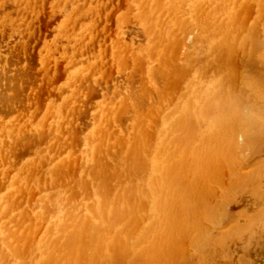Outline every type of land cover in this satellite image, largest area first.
Wrapping results in <instances>:
<instances>
[{"label":"bare ground","instance_id":"obj_1","mask_svg":"<svg viewBox=\"0 0 264 264\" xmlns=\"http://www.w3.org/2000/svg\"><path fill=\"white\" fill-rule=\"evenodd\" d=\"M57 1L71 10L78 0H56L58 6ZM40 2L34 1L33 11L35 6L44 11L45 6L38 7L47 0ZM32 3L28 6L33 8ZM62 3L57 7L61 14ZM131 3L133 16L124 12L123 18L141 25L143 39L123 43L118 38L112 50L109 45L114 59L106 69L103 60L111 52L92 55L90 47L99 34L88 37L92 23L82 22L89 13L85 16L80 7L61 24L60 39H51L63 52L61 57L59 50H52L54 56L65 65L62 70L58 62L60 69L51 72L52 66L43 72L40 80L46 86L37 78L36 65L24 62L32 51L27 55L21 47V53L18 37L14 47L0 41V47L4 42L10 48L11 57L12 47L26 54L21 59L15 49L19 61L12 59L19 65L23 60L25 66L12 62L6 66L12 72L4 69L9 60L0 61L5 63L0 65V264H214L212 255L214 263L204 257L206 251L226 245L228 234H217L227 218L223 213L229 214L226 206L237 202L236 190L253 175L237 174L246 165L239 164L244 158H237V152L264 150V0ZM7 4L6 9L14 7ZM65 8L63 13H70ZM22 9V14H33L31 7L29 12ZM1 18L6 26L1 27L8 29L10 18ZM19 26L13 28L18 36ZM130 30L124 32L141 33ZM178 38L185 42L184 52ZM49 44L46 48L52 49ZM46 51L39 57L33 51L31 58L53 59L51 50ZM26 65L34 66L33 71ZM31 71L37 76L29 75ZM226 170L234 176L229 175L231 182L228 177L226 182ZM257 216L251 220L261 218ZM254 221L234 226L235 234L252 228L246 226ZM188 242L194 249L190 255L185 253ZM212 252L217 258L219 253Z\"/></svg>","mask_w":264,"mask_h":264},{"label":"rangeland","instance_id":"obj_2","mask_svg":"<svg viewBox=\"0 0 264 264\" xmlns=\"http://www.w3.org/2000/svg\"><path fill=\"white\" fill-rule=\"evenodd\" d=\"M17 0H13V2H14V4L12 3V0L11 1H9V0H7V1H3L2 0V4L0 3V12L2 13V11H4V13H6V11L8 12V13H6V14H1V16H3L2 18L5 20V18H10L11 16H12V14L13 13H15L14 15H17L18 14V12H20V14L19 15H17V17H19L18 18V20H13V18L14 19H17V17L15 16L14 17V15L9 19L10 21H8L6 24H9L8 25V29H6V28H4V27H6L5 25H3V24H1V23H3L2 21H0V27H1V25L2 26H4L2 29L4 30H0V41L2 40V41H4V40H6V41H4V42H7V43H9L10 42V44H11V42H12V46L14 45L13 43H17V41H15V38H17L16 40H20V42L22 43V45L24 44V46H22L21 45V43L20 42H18V44H17V46H19L20 48L22 47L24 50L23 51H26L25 49H27V51H26V53H27V55H28V53L29 52H31L30 54L33 56V55H35V51H36V57H39L40 55H43V56H45V54H47V53H45L44 51H46V52H48V50L50 49L51 50V54H52V56H54V53L52 52V50L53 51H58L59 50V48L57 47V49H56V47H53V43L51 44V42L53 41V40H51L52 38L53 39H55V40H57L61 35H62V33H63V27H62V25L64 26V24L67 22V20L70 18L69 16H70V14L72 15L74 12H76V11H74V9H76V8H81V10H80V12L83 14L84 13V15L85 16H88V13H89V16L85 19V18H81L82 19V22L86 25V23L90 26V24H89V22L90 23H92L91 24V26H92V28H91V31L92 32H90L89 30H87L86 31V33L88 34V37L92 34V33H94V34H96V35H98V36H95L94 38L96 39H94L96 42V45H95V43L94 44H91V52H92V55L94 56V53H98V54H100V53H106L105 55H107V53H110L111 52V50L112 49H114L115 47H116V45H117V42L119 41V39L120 40H122V42L124 43V42H127V43H129V42H135V43H141L140 42V39L142 40L143 38H142V30H140L141 28V25L140 24H137V22H136V20L134 19V18H132L131 20L132 21H130V22H127V23H125V18H123V16L125 15V13H126V15L125 16H127V15H129V14H131V16H133V13H134V10L132 11V0H78V1H76V3H73V4H71L70 5V9L72 10V12L73 13H71V10H66V9H68L67 8V6L65 5V4H63L61 1H57L58 2V6H57V3H56V0L54 1V0H47V3L45 2V0H44V2H45V5L43 4V6H41L42 5V2H40V0H34V1H36V2H40L41 3V5H40V3L38 4V5H40V8L38 7V9H42L43 10V7H44V11H40V10H37V6H35V10L33 11L32 9H34V1L32 0V2H30L29 0H23V1H26L25 3H23L22 2V0H21V2L23 3H21V5H20V0H18V2L19 3H17L16 2ZM27 1H29V3H32L33 4V8H32V5L30 6L31 7V12L33 13V14H35V15H33V14H31V13H29V15H28V13H26L27 15H25V14H22V12H23V7H24V11H27V12H29L28 11V8H30L28 5H29V3L27 2ZM43 1V0H42ZM98 1H99V3H98ZM104 1V2H103ZM0 2H1V0H0ZM5 2H7V3H11L15 8H19L18 6H20L21 7V9L19 8L18 10H16L13 6H11L10 4H9V6L10 7H13V8H7L6 9V7H8L7 5V3H5ZM80 2V3H79ZM87 2V3H86ZM93 2V4L94 5H96V6H94L93 4V6L90 4V3H92ZM102 2V3H101ZM106 2V3H105ZM16 3L17 4H19V5H16ZM55 4V6H56V10L60 7V4L62 3V5H61V7H62V9H63V11H64V8H65V10H66V12L67 11H70V13H63V11L62 10H60V11H62V14L57 10V12L58 13H56V10H55V8H53L54 7V4ZM83 3V4H82ZM86 3V4H85ZM24 4H27V5H24ZM47 4V5H46ZM53 4V5H52ZM80 4H82L81 6H79ZM3 5H5V10H4V6ZM24 5V6H23ZM37 5V4H36ZM52 5V6H51ZM65 7H64V6ZM131 5V6H130ZM26 6H28V8H25ZM85 6V7H84ZM93 8H92V7ZM100 6V7H99ZM107 6V7H106ZM58 7V8H57ZM73 7V8H72ZM74 7H76V8H74ZM90 7V8H89ZM102 7H103V11L101 10L102 9ZM109 7V8H108ZM2 8H3V10H2ZM49 8V9H48ZM53 8V9H52ZM104 8H106V9H104ZM9 9H10V11H9ZM15 11H14V10ZM26 9V10H25ZM47 9V10H46ZM52 9V10H51ZM90 9V10H89ZM109 9V10H108ZM14 11V12H12V11ZM19 10H22V12L21 11H19ZM51 10V11H50ZM77 10V9H76ZM99 10H100V12H99ZM37 11H39V13H40V15H39V18H36L38 15V13H37ZM78 11V10H77ZM90 11H91V13H90ZM93 11H95L94 12V14L92 13ZM244 11H246L245 9H244ZM9 12H11V13H9ZM35 12V13H34ZM44 12V13H43ZM102 12V13H101ZM110 14H109V13ZM125 12V13H124ZM17 13V14H16ZM25 13V12H24ZM37 13V14H36ZM77 13H79V11L77 12ZM108 13V14H107ZM121 13H124V14H121ZM245 13V12H244ZM8 14H11V15H8ZM43 14V15H42ZM54 14H56V15H54ZM112 14V15H111ZM119 14H120V16H119ZM21 15V16H20ZM32 15V16H31ZM53 15V16H52ZM109 15V16H108ZM247 15L249 16V14L247 13ZM250 15H251V13H250ZM1 16H0V18H1ZM23 16V17H22ZM26 16H29V17H27V18H29V20L26 18ZM43 18H42V17ZM66 16V17H65ZM79 16V15H78ZM101 16V17H100ZM243 16H246V13L243 15ZM253 16V15H252ZM34 17H35V19H34ZM119 17V18H118ZM1 18V20H3ZM25 18V19H27L28 21H29V24L30 25H28V21L26 20H24L23 22H25V24L23 25V23H22V25H21V22H22V20ZM65 18V19H64ZM250 18V17H249ZM22 19V20H21ZM32 19V20H31ZM44 19V20H43ZM109 19V20H108ZM124 19V20H123ZM11 20H13V21H11ZM36 20V21H35ZM123 20V21H122ZM135 20V21H134ZM251 20H252V18H251ZM19 22L20 23V26L17 24V23H15V22ZM37 21H38V23H37ZM93 21H94V23H93ZM110 21H111V24H110ZM119 21V22H118ZM15 23V25L14 24H11V23ZM102 22V23H101ZM108 22V23H107ZM118 22V23H117ZM123 22V23H122ZM136 22V23H135ZM31 23L33 24V26L31 25ZM60 23V24H59ZM63 23V24H62ZM98 23V24H97ZM106 23H107V25H106ZM131 23V24H130ZM17 24V25H16ZM62 24V25H61ZM94 24V25H93ZM119 24V25H118ZM124 24H126V25H124ZM128 24H130V25H132V26H129ZM10 25H13V27H12V30L10 31V29L9 28H11V26ZM28 25V26H27ZM100 25V26H99ZM128 25V26H127ZM136 26L135 27V29H133L134 28V26ZM16 26V27H15ZM17 26H19L18 27V30L17 31H19L18 33H19V35L20 36H18V34L16 33V31L14 30L15 28H17ZM22 26V28H24V30L22 29H20V27ZM28 28H27V27ZM32 28H31V27ZM94 26V27H93ZM118 26V27H117ZM124 26H125V29H127V27H128V29L127 30H130V28L129 27H133V28H131V30L129 31V32H135V31H141V33L140 32H138V33H136V35H138V34H140V35H138V37L137 36H135L134 35V33H132V34H128V32L127 33H125L124 31H127V30H123L124 29ZM15 27V28H14ZM30 27V28H29ZM111 29H110V28ZM14 28V29H13ZM26 28H27V30H26ZM88 28V27H87ZM97 29V31H96V29ZM138 28H140V29H138ZM38 29V30H37ZM95 29V30H94ZM106 29H109V30H106ZM8 30V32H6ZM14 30V31H13ZM26 30V31H25ZM36 30V31H35ZM94 30V31H93ZM100 30H102V31H100ZM117 30H118V33L116 34V32H117ZM121 30L123 31V32H121ZM135 30V31H134ZM31 31V32H30ZM34 31V32H33ZM11 32V33H10ZM25 33V34H23V33ZM29 32V33H28ZM37 34H36V33ZM58 32V33H57ZM62 32V33H61ZM109 32V33H108ZM120 32V33H119ZM5 33V34H4ZM9 33L11 34V35H9ZM34 33V34H33ZM60 33H61V35H60ZM124 33V34H123ZM1 34L4 36V35H9V36H4V37H2L1 36ZM12 34H15V36L14 35H12ZM16 34H17V36H16ZM29 34V35H28ZM100 34H102V35H100ZM128 35V38L131 40H129V39H126V40H124L126 37H127V35ZM24 35V37H26V35H27V37L29 38L30 36L31 37H33L32 39H31V37H30V39H28L27 37L26 38H24L25 39V41H26V39H28L29 41H32V45H30L31 44V42L30 43H28L27 41H26V43H28L29 45H27L25 42H23L24 41V39H23V36ZM116 35H118V37L116 36ZM123 35L125 36V38L123 37ZM11 36H12V38H11ZM13 36H14V39H13ZM39 36V37H38ZM54 36V37H53ZM55 36H59L58 38L57 37H55ZM101 36H102V38H101ZM116 37L117 38V40L116 39H112V37ZM135 36V37H134ZM141 36V37H140ZM178 36H180L181 37V34H179ZM7 37H8V39H7ZM9 37H10V40L11 41H9ZM21 37H22V39H21ZM120 37H122V38H120ZM135 39H134V38ZM139 37H140V39H139ZM183 37V36H182ZM3 38V39H2ZM5 38V39H4ZM44 38H45V41H44ZM46 38H48V39H46ZM98 38V39H97ZM110 38V39H109ZM119 38V39H118ZM184 38L185 37H183V38H181L182 40H184ZM60 39V38H59ZM58 39V40H59ZM66 39V38H65ZM67 39H68V37H67ZM139 39V40H138ZM180 38H178L177 40L178 41H180V43L178 42L177 44H176V47H177V50H178V48H179V46H177L178 44H180V46L182 47L181 48V50H182V52H184L185 51V48H186V46H184L185 45V42H183L182 40H181ZM8 40V41H7ZM13 40V41H12ZM54 40V41H55ZM62 40V39H61ZM90 40H91V38H90ZM114 40H116V41H114ZM188 40V39H187ZM186 39H185V41H187ZM15 41V42H14ZM48 43H47V42ZM49 41H50V44H49ZM99 41H100V43H99ZM137 41H139V42H137ZM4 42H1L2 44V46L0 47V51H1V49H2V47L4 46H6L7 47V44L6 43H4ZM33 42H35V43H33ZM65 44H66V40L65 41H63ZM62 42V43H63ZM101 42H102V44H101ZM188 42H191L190 40H188ZM20 43V44H19ZM49 44L51 47H52V49L50 48V47H48V48H46V46H47V44ZM55 44H57V41H55L54 42ZM67 43H68V41H67ZM110 43V44H109ZM114 43H116V44H114ZM176 43V42H175ZM4 44V45H3ZM34 44V45H33ZM59 44H61V43H58V45L57 46H59ZM65 44H62L61 45V48H62V46H64ZM100 44V45H99ZM27 45V46H26ZM102 45L104 46V47H102ZM109 45H111V47L109 46ZM113 45H114V48H113ZM8 46L10 47V45L8 44ZM11 46V47H12ZM16 46V47H17ZM28 46H31V48L29 47L28 48ZM35 46V47H34ZM43 46V47H42ZM96 46V48H94ZM108 46L111 48V50L110 51H108L107 52V50L109 49L108 48ZM185 48H184V47ZM4 47H3V50L0 52V61H1V59L3 60V61H6V60H9V61H11V62H9V61H7V62H5V63H8V64H6L5 66H4V64H2V62H1V66H4V69H6L7 71L6 72H12V71H14V69H11V67L13 66L12 64V62H17V61H14V60H18L19 61V59L16 57L17 55H20L21 56V54L19 53L18 54V50L20 49V48H15L16 50H17V55H15L16 53H14L16 50L12 47V51H13V53L12 54H14V55H12L13 57H15L14 58V60L12 59L13 57H11L10 55H9V51H10V48H9V50L5 47V49L7 50V54H8V58L9 59H7V58H5L6 57V55L4 54V53H6V52H4L3 53V51H6V50H4ZM25 47V48H24ZM42 47V50L40 49ZM44 47H45V49H44ZM100 47V48H99ZM22 48L20 49V52L22 51ZM34 48H35V50H34ZM104 48V49H103ZM108 48V49H107ZM174 48H175V46H174ZM31 49V50H30ZM95 49H96V51H95ZM100 49V50H99ZM40 50H41V52H40ZM44 50V51H43ZM61 50V49H60ZM60 50H59V54H60ZM176 50V49H175ZM181 50H178L179 52L181 51ZM34 51V52H33ZM63 51V50H62ZM22 53V52H21ZM24 53V52H23ZM33 53V54H32ZM38 53H40V54H38ZM44 53V54H43ZM63 53V52H62ZM60 54V56L62 55L63 56V54ZM181 53V52H180ZM179 53V54H180ZM10 54H11V52H10ZM25 54V53H24ZM29 54V57L26 59L25 58V56H26V54L25 55H23V56H21V57H19V58H21V59H23L22 57H24L26 60H24V62H26L27 61V64H28V66H29V64L31 63V64H33L36 68L34 69L35 70V73H36V70L38 71V79L40 80V79H42L41 77H43L44 76V71L46 70V69H48L49 68V70H50V68H53L52 66H55L52 70H51V72H54V70L56 69V68H59V66L57 65V64H61V61L64 63V61H63V59L61 58V57H59V58H61V59H59V58H57V55L55 54V59H57V60H55L54 59V57H53V59L52 58H50V60L51 61H48L49 60V58H47L45 61H43V57L42 58H38V59H36V57H35V59L33 60L31 57V55ZM98 54H95V55H98ZM1 55L2 56H4L3 58L1 57ZM104 55V56H105ZM59 56V55H58ZM108 56H105V59L103 60V62H106L105 64H103L102 66H104V68L106 67V68H108V67H110L109 65H108V63H110V62H108V61H110L111 60V65L113 66V59H114V56H113V54H112V52L110 53V55H109V57H108V59H106ZM91 58V57H90ZM96 57H94V60H97V59H95ZM6 59V60H5ZM11 59V60H10ZM20 59V60H21ZM42 60V62L43 63H41V60ZM52 60H55L54 62H52ZM61 60V61H60ZM93 60V59H92ZM22 61V62H21ZM20 62L22 63V64H20V65H22V66H25L23 63V60H21ZM34 61V62H33ZM37 61H39V63L37 62ZM47 61H48V63H47ZM19 62V63H20ZM50 62V63H49ZM51 62H52V64L53 63H55V65H51ZM59 62V63H58ZM11 63V64H10ZM15 63H14V65H15ZM36 63V64H35ZM37 63H38V65H37ZM47 63V65H45ZM63 63L60 65V66H62V67H60V68H62V70H64V65H63ZM26 64V63H25ZM8 65H12L11 67H9V69H11L12 71H8ZM16 65L17 66H20L19 64H18V62L16 63ZM15 65V66H16ZM41 65H42V67H41ZM50 65V66H49ZM0 66V74H3L4 73V71L2 72V68L3 67H1ZM7 66V67H6ZM14 66V67H15ZM16 66V67H17ZM27 66V65H26ZM25 67L26 69L27 68H29V67ZM34 66H32V65H30V68H29V70H32L33 69V67ZM38 66V67H37ZM49 66V67H48ZM13 67V68H14ZM43 67H44V69H43ZM24 68V67H23ZM24 68V69H25ZM59 68V69H60ZM105 68V69H106ZM19 70H20V68H18ZM18 69H15V72L17 73V70ZM21 69H22V67H21ZM39 69V70H38ZM40 69H41V71H40ZM28 70V69H27ZM43 70V71H42ZM21 71V70H20ZM23 71V70H22ZM33 71V70H32ZM32 71L29 73V75L30 74H33V76L34 75H36V74H34V73H32ZM26 72V71H25ZM15 73V74H16ZM19 73V72H18ZM17 73V74H18ZM11 74V73H10ZM13 75H14V72H13ZM28 75V76H29ZM12 76V75H11ZM37 76V75H36ZM30 77V76H29ZM29 77H28V79H29ZM40 77V78H39ZM27 78V77H26ZM31 78V77H30ZM26 80V79H25ZM0 81H1V79H0ZM29 81V80H28ZM26 82V84L28 83L29 84V82ZM2 82V81H1ZM40 82V84L41 85H43V83L42 82H45L44 81V79L42 80V82H41V80L39 81ZM1 85H2V83H0ZM23 84H25V83H23ZM45 85L44 86H46V82L44 83ZM27 86V88H28V85H26ZM22 87H24V86H22ZM0 88H2V86L0 87ZM25 88V87H24ZM11 90V89H10ZM24 90V89H23ZM13 91V90H12ZM12 91H10V92H12ZM29 92H31V91H33V90H28ZM10 92H9V94H10ZM33 93H35V91H33ZM13 93H11V95H12ZM99 98H101V97H99ZM239 138H241V139H239L240 141L242 140L243 141V139H244V137H239ZM251 148H246V150L248 151V150H250ZM242 150V149H241ZM241 150H238V152H237V158H240V159H243L244 158V160L246 161H240L239 162V160H238V162H239V164H244V163H246V165H245V167H244V165H242V168H241V166H240V169L241 170H243L242 172L240 171V169H239V171L240 172H237V170H238V166L236 167L237 168V170H235L234 171V173L233 174H236L235 172H237V174L239 173H242V174H245V176H248L249 177V175H251V174H253V175H251L250 177H249V179L246 177V178H244V179H246V180H244L243 182H241V185H240V187L238 188V192H237V190H236V193H237V199H235L237 202H235V201H233L232 203H229V206H226V208L228 207V209H229V211H228V213L229 214H225V213H223L225 216H227V218L225 219V216H224V219H225V221H224V223L220 226L221 228H219L218 230H217V234L219 235H222L221 233H223V235L224 236H226L227 234H228V239L226 238L225 239V243H226V245L225 246H220V245H218L219 247H217V250L215 249V250H212V251H218V250H223L222 248H224L225 249V251H226V253H225V251H219V252H217V253H219V254H221V256H222V258L219 256V254H217L218 256H217V258H216V255H214L213 256V254H215L214 252H210V250H208V251H206V255L204 256V257H207L208 258V260L209 259H211V261H212V258H213V260H215V262L216 263H214L213 261V263L214 264H264V216L262 217V211H263V213H264V210H261V209H264V177H263V173H264V162L262 163V161H264V150H262L261 151V153L260 154H256L255 153V151H254V149H251V152H252V154H251V152H246L247 154H249L248 156H246L247 154L244 152V151H241ZM245 150V149H244ZM254 151V153H253V151ZM239 151H241V152H244V153H242V155L239 153ZM243 154H245L244 156H246V157H249V159L247 160V158L245 159V157L243 156ZM253 154H255V155H253ZM243 156V157H242ZM263 159V160H262ZM258 166H260L261 167V169L258 167ZM257 167V169H255ZM244 168V169H243ZM261 170V172L263 171V173H261L262 174V179H260L261 178V174L259 173V169ZM244 171H246L249 175H246L247 173H245ZM252 171V172H251ZM230 172V173H229ZM231 171L230 170H226V172H225V179H226V182H227V180H228V178H230V176L229 175H231ZM255 173H259V176L257 175V174H255ZM256 175V178H258V180H261L262 182H263V186H261L262 185V183H261V185H260V183L259 182H261V181H256L257 179H255V178H253L255 175ZM231 176H233V175H231ZM228 177V178H227ZM234 177V176H233ZM232 177V178H233ZM253 180L256 182V184H254V182H253ZM229 181L231 182V178L229 179ZM228 181V182H229ZM229 182V183H230ZM244 184V185H243ZM258 185H260L261 187H257ZM254 190H260L258 193H254ZM262 190V191H261ZM255 194V196L254 195H252L253 193ZM260 193V194H259ZM258 195H259V197H258ZM256 198H259V199H256ZM261 199V200H260ZM263 200V201H262ZM261 202H262V204H261ZM256 204V205H255ZM228 205V204H227ZM255 205V206H254ZM262 208H261V207ZM258 208H259V210L261 211H258ZM257 211L258 212H260L259 214H256L257 213ZM261 214V215H260ZM256 215H258L257 217H261L260 219H258V220H256V221H254V220H251L252 218L254 219V218H256ZM264 215V214H263ZM248 218V219H247ZM250 218V219H249ZM238 220V221H237ZM249 220H251V221H254V223H252V226H251V224H249L248 225V223H250L249 222ZM235 221H237V222H235ZM248 221V223H247V225L248 226H246L247 228H249V227H252V228H249V229H247V230H245L244 231V229H242L243 227V225L244 224H246V222ZM236 223V224H235ZM240 223V224H239ZM242 223H243V225H242ZM238 225L240 226L241 225V227L242 228H240L241 230H243V232L241 231V230H239V231H237V232H239L240 234H238V233H236L235 234V230H234V228L235 227H238ZM225 226V227H224ZM235 226V227H234ZM244 227H245V225H244ZM233 228V230H232V232L230 231V229H232ZM229 229V230H228ZM248 230H250V231H248ZM221 231V232H220ZM233 233V234H231V233ZM227 233V234H226ZM229 234H231V235H229ZM241 235V236H240ZM230 236H231V238H230ZM190 242H188V243H186L187 244V246H185V247H187V249H189V245H191V243L189 244ZM189 244V245H188ZM227 247V248H226ZM221 248V249H220ZM186 249V248H185ZM193 249V247H191L190 246V251L188 250V251H185V253H187L188 255H190V254H192L191 252L192 251H194V249ZM192 250V251H191ZM229 251V252H228ZM190 254H189V253ZM194 253V252H193ZM228 253V254H227ZM187 254H185V256L187 257ZM202 255L204 254V253H201ZM226 254V255H225ZM209 255V256H208ZM210 255H212V258L210 257ZM224 255V256H223ZM226 256V257H225ZM240 256V257H239ZM188 257H190V256H188ZM187 257V258H188ZM246 257V258H245ZM220 259H221V261H220ZM225 259V260H224ZM230 259V260H229ZM210 261V260H209ZM209 261H207V262H209ZM210 261V262H211ZM226 261H228V262H226ZM221 262V263H220ZM191 264H197V262L196 263H194V262H192ZM212 264V263H211Z\"/></svg>","mask_w":264,"mask_h":264}]
</instances>
